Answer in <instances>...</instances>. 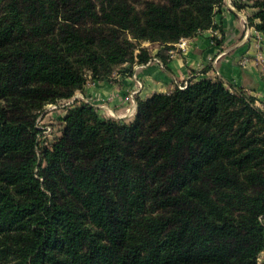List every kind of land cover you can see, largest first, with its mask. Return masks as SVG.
Segmentation results:
<instances>
[{
	"label": "trees",
	"instance_id": "16d2710c",
	"mask_svg": "<svg viewBox=\"0 0 264 264\" xmlns=\"http://www.w3.org/2000/svg\"><path fill=\"white\" fill-rule=\"evenodd\" d=\"M222 5L0 0V264H257L264 110L252 96L206 77L137 98L130 119L70 105L47 144L36 125L88 79L147 63L142 42L166 62ZM253 5L264 36V0Z\"/></svg>",
	"mask_w": 264,
	"mask_h": 264
},
{
	"label": "crops",
	"instance_id": "0c3cea01",
	"mask_svg": "<svg viewBox=\"0 0 264 264\" xmlns=\"http://www.w3.org/2000/svg\"><path fill=\"white\" fill-rule=\"evenodd\" d=\"M256 11L253 0H223L214 16L216 27L188 38L184 49L174 45L166 62L159 56L160 46L146 42L143 45L150 46L152 54L147 63L132 65L130 73L119 67L111 80L88 79L73 97L78 102L93 103L105 117L113 113L130 119L136 111L137 98L212 77L223 80L231 91L252 96L264 110V36L256 29ZM64 112L61 109L59 114H49L55 118Z\"/></svg>",
	"mask_w": 264,
	"mask_h": 264
},
{
	"label": "built area",
	"instance_id": "2783aa9c",
	"mask_svg": "<svg viewBox=\"0 0 264 264\" xmlns=\"http://www.w3.org/2000/svg\"><path fill=\"white\" fill-rule=\"evenodd\" d=\"M187 39H181V40H179L178 42H176L174 45L176 46V47H178L179 49H184L185 48V46H186V43H187V41H186ZM171 53H173V50L172 51H170ZM134 66H136L135 64H133ZM263 74H264V69H263ZM133 93V92H132ZM75 103H79L78 102V98H75V97H72V98H70V99H67V100H61V101H59V102H56V103H49V104H47L46 105V107H45V109L47 110H54V109H58V108H61V109H66L67 107H69L70 105H73V104H75ZM88 103H90V102H88ZM91 104H93V103H91ZM136 107V106H135ZM133 112H131V114H132ZM39 116H41V114L39 115ZM111 117L112 118H117V119H119V117H118V115H115V114H111ZM39 118L40 117H38L37 119H36V125H37V127L40 129V132H39V134H38V138H39V140L40 139H42V134L41 133H50V131H51V129H52V127L50 126V125H46V126H42L41 125V120H39ZM59 134H60V131H59ZM59 134H57V136L59 135ZM55 137H53L52 139H54ZM41 141V140H40ZM52 141V140H51ZM49 142V140H44V143L45 144H47ZM260 220L262 221V222H264V215H262V216H260ZM257 264H261V260H260V258L258 257V260H257Z\"/></svg>",
	"mask_w": 264,
	"mask_h": 264
},
{
	"label": "rangeland",
	"instance_id": "374dc122",
	"mask_svg": "<svg viewBox=\"0 0 264 264\" xmlns=\"http://www.w3.org/2000/svg\"><path fill=\"white\" fill-rule=\"evenodd\" d=\"M144 43H146V42H142L141 45L144 46L143 45ZM54 112L59 114L61 112V108L54 109V110L44 109L41 112V116H38V117H40L39 120H41L40 122H41L42 126L50 125L52 127L50 133H47V132L41 133L43 136L42 139H40L42 144H45L44 140H46V141L49 140L48 143H50L51 140H53L52 138L57 137V134H59V128H60L59 116L52 118V116H50V114H49V113H54ZM259 258L261 260V264H264V250L259 254Z\"/></svg>",
	"mask_w": 264,
	"mask_h": 264
}]
</instances>
